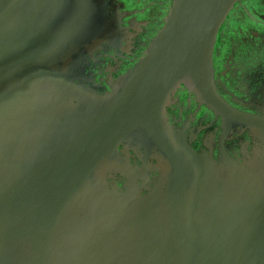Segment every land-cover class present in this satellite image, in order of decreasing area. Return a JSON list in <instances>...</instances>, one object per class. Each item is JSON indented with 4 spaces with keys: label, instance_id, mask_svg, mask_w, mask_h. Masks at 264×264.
<instances>
[{
    "label": "water",
    "instance_id": "1",
    "mask_svg": "<svg viewBox=\"0 0 264 264\" xmlns=\"http://www.w3.org/2000/svg\"><path fill=\"white\" fill-rule=\"evenodd\" d=\"M163 1L0 0V264H264V35Z\"/></svg>",
    "mask_w": 264,
    "mask_h": 264
},
{
    "label": "flooded vegetation",
    "instance_id": "2",
    "mask_svg": "<svg viewBox=\"0 0 264 264\" xmlns=\"http://www.w3.org/2000/svg\"><path fill=\"white\" fill-rule=\"evenodd\" d=\"M112 5H115L116 11L115 16L119 19H121L126 13H129L128 17H125L122 19L123 26L125 27L129 22L133 24L134 30L136 33H139L141 30V27L145 24V22H148V26L150 28V31H154L156 27L159 25V18L164 8V1L163 0H111ZM121 4H124V7L122 9ZM243 4L248 10L250 14L244 15L242 11L239 9L236 14H234L235 19H245L243 15L246 17L245 20H247L246 24H250V26L253 24L252 30L258 31L260 35H264V0H243ZM255 6V8H253ZM251 7V8H250ZM259 13L257 16L253 15V13ZM114 13V12H113ZM112 13V14H113ZM253 20V22L251 21ZM145 21V22H143ZM263 24V25H262ZM149 31V32H150ZM227 31H223V38H225ZM133 33V31H132ZM131 33V34H132ZM147 37V34L143 35ZM142 36V37H143ZM149 36V35H148ZM127 43H130L133 45L134 49H136L135 55L132 57L130 56L127 58V60L121 62V67L126 68L128 62L130 59H135L139 56V53L142 48L137 50V47H139L142 43V40H133L128 39ZM220 43V42H219ZM222 43H220L221 45ZM222 46V45H221ZM224 48V46H222ZM223 53L220 52V49L218 51V56L216 57V68L219 70L220 65L222 64L223 60ZM117 60V59H116ZM119 60V59H118ZM108 61V60H107ZM122 61V59H120ZM112 65V63H111ZM111 65H107L101 67V69H105L104 67H110ZM229 83V82H228Z\"/></svg>",
    "mask_w": 264,
    "mask_h": 264
}]
</instances>
